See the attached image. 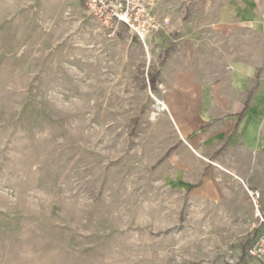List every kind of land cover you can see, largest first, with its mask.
<instances>
[{"label":"rangeland","instance_id":"obj_1","mask_svg":"<svg viewBox=\"0 0 264 264\" xmlns=\"http://www.w3.org/2000/svg\"><path fill=\"white\" fill-rule=\"evenodd\" d=\"M146 43L83 0H0V264H225L251 241L214 183L173 186L180 132Z\"/></svg>","mask_w":264,"mask_h":264},{"label":"crops","instance_id":"obj_2","mask_svg":"<svg viewBox=\"0 0 264 264\" xmlns=\"http://www.w3.org/2000/svg\"><path fill=\"white\" fill-rule=\"evenodd\" d=\"M154 9L166 28L146 43L165 58L155 90L180 132L173 186L196 194L214 183L213 200L231 204L232 232L251 237L225 264H264L247 254L264 244L247 194L260 191L264 218V0H155Z\"/></svg>","mask_w":264,"mask_h":264},{"label":"built area","instance_id":"obj_3","mask_svg":"<svg viewBox=\"0 0 264 264\" xmlns=\"http://www.w3.org/2000/svg\"><path fill=\"white\" fill-rule=\"evenodd\" d=\"M84 13L94 18L109 38H116L124 28L131 36L147 42L153 34L165 32V22L155 12V0H83ZM259 222L264 218L259 213V190L247 189ZM253 257L264 255V244L256 241L247 248Z\"/></svg>","mask_w":264,"mask_h":264},{"label":"bare ground","instance_id":"obj_4","mask_svg":"<svg viewBox=\"0 0 264 264\" xmlns=\"http://www.w3.org/2000/svg\"><path fill=\"white\" fill-rule=\"evenodd\" d=\"M157 104H160V106L156 109L157 111H163V109H165V105H164V103H162V102H158ZM156 106V105H155Z\"/></svg>","mask_w":264,"mask_h":264},{"label":"trees","instance_id":"obj_5","mask_svg":"<svg viewBox=\"0 0 264 264\" xmlns=\"http://www.w3.org/2000/svg\"><path fill=\"white\" fill-rule=\"evenodd\" d=\"M155 86V78H152L150 81V87L153 88Z\"/></svg>","mask_w":264,"mask_h":264}]
</instances>
